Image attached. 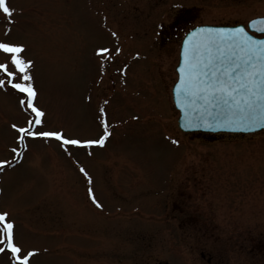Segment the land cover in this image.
Returning <instances> with one entry per match:
<instances>
[{
    "label": "rangeland",
    "instance_id": "obj_1",
    "mask_svg": "<svg viewBox=\"0 0 264 264\" xmlns=\"http://www.w3.org/2000/svg\"><path fill=\"white\" fill-rule=\"evenodd\" d=\"M6 3L0 40L24 45L43 113L36 124L26 94L0 72V211L22 251L37 250L29 264H149V224L171 242L153 256L197 264L191 255L202 250L215 264H264V130H178L169 93L177 45L163 39L181 6L191 25L233 24L264 15V0ZM105 126L102 145L19 132L95 140ZM0 264L18 263L5 250Z\"/></svg>",
    "mask_w": 264,
    "mask_h": 264
},
{
    "label": "snow or ice",
    "instance_id": "obj_2",
    "mask_svg": "<svg viewBox=\"0 0 264 264\" xmlns=\"http://www.w3.org/2000/svg\"><path fill=\"white\" fill-rule=\"evenodd\" d=\"M0 11L10 19L13 9L6 0H0ZM249 23L252 28L264 32V16ZM23 47L20 43L0 40V52L5 54V59L0 61V72L6 73L8 84L26 94L21 104L31 109L35 113V123L41 124L43 113L33 103L36 92L28 74L32 61L21 55ZM97 52L108 53V49L98 48ZM183 56L176 91L178 97L184 96L182 107L186 111L201 101L198 105L201 111H207L210 105L217 108L223 106L225 119L221 122L222 126L236 124L256 127L264 124V39H254L242 27L197 28L185 38ZM10 66L14 70H10ZM17 74V80L11 79ZM3 84L5 80L0 79V85ZM103 111L101 109V113ZM185 126L193 125L189 123ZM203 126H208L207 121ZM19 132H26L28 136L54 137L62 144L71 145H102L109 135L106 126L103 135L95 140L68 139L60 131H32L24 127L19 128ZM17 139L22 143L24 138L18 136ZM14 151L18 152L16 149ZM6 163L0 161V164ZM80 171L87 175L83 168ZM89 195L99 207L91 189ZM7 215L0 211V252L10 250L18 264H29L30 257L37 250L22 251L14 240V222L7 219Z\"/></svg>",
    "mask_w": 264,
    "mask_h": 264
},
{
    "label": "water",
    "instance_id": "obj_3",
    "mask_svg": "<svg viewBox=\"0 0 264 264\" xmlns=\"http://www.w3.org/2000/svg\"><path fill=\"white\" fill-rule=\"evenodd\" d=\"M262 16H256L254 18H251L247 21L246 25L248 30L254 31L256 33H264L261 32L255 28H252L250 25V21L253 19H259ZM235 27H242L244 30L252 36L254 39H264V36L257 37L252 34H250L243 24H235V25H211V24H201L196 25L192 27L190 30H188L184 36L181 39L179 52H178V60L177 64L175 66L176 71V79L172 84L171 87V95L174 107L178 110V116H177V124L178 127L183 131H236V132H251V131H257L262 128H264V124H260L256 127H251L248 125H236L232 124L231 126H222L221 122L225 119V109L223 106L220 108H217L215 106H209V109L207 111H201L198 107V105L201 103V101H197L195 105H193L191 108H189L187 111L184 107H182V103L184 102V96L181 95L180 97L177 96V84L180 83V66L184 60L183 51H184V40L188 37V34L190 32L195 31L197 28H206V29H232ZM205 121H207L208 126H203ZM191 123L193 126H185Z\"/></svg>",
    "mask_w": 264,
    "mask_h": 264
},
{
    "label": "flooded vegetation",
    "instance_id": "obj_4",
    "mask_svg": "<svg viewBox=\"0 0 264 264\" xmlns=\"http://www.w3.org/2000/svg\"><path fill=\"white\" fill-rule=\"evenodd\" d=\"M183 18L181 16H177L171 23L170 30L165 32L166 36L170 38L174 33H176L178 30L180 31L183 29L186 24L180 25ZM171 225V224H170ZM169 225V226H170ZM154 224H149V250L151 251L152 247L155 244H159L161 247L170 246L171 242H168V240L165 239H154L153 233H150L152 231ZM174 226V225H172ZM175 227L177 228H183L182 224L179 222L175 223ZM177 242H180V240H177ZM149 251V264H180L181 257L180 256H153L151 252ZM191 259H195V262L197 264H215V260L213 255H206L203 253L202 250H199L198 254L191 255ZM186 263V262H185Z\"/></svg>",
    "mask_w": 264,
    "mask_h": 264
}]
</instances>
